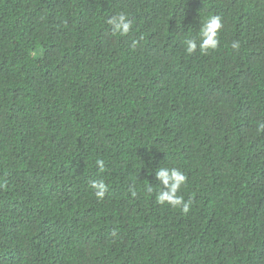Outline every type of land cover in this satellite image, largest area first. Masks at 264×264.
<instances>
[{"label": "trees", "instance_id": "1", "mask_svg": "<svg viewBox=\"0 0 264 264\" xmlns=\"http://www.w3.org/2000/svg\"><path fill=\"white\" fill-rule=\"evenodd\" d=\"M208 15L218 48L187 54ZM260 123L264 0H0V264H264Z\"/></svg>", "mask_w": 264, "mask_h": 264}, {"label": "clouds", "instance_id": "2", "mask_svg": "<svg viewBox=\"0 0 264 264\" xmlns=\"http://www.w3.org/2000/svg\"><path fill=\"white\" fill-rule=\"evenodd\" d=\"M111 26L113 35H127L132 30V21L124 12L113 15L107 20ZM224 24L219 15H208L200 24L199 31L196 35H185L182 43L187 54H195L197 50L201 53H207L210 50H216L219 46V34L223 29ZM138 41L132 42V47L135 48ZM239 41H233L231 47L234 50L240 48ZM259 130L264 131V123H260ZM96 165L101 172L104 171L105 164L103 160H96ZM155 177L159 181V186L156 187L155 199L160 205L167 204L168 206L180 209L187 214L190 211L192 200H185L181 194L182 186L187 181L186 174L177 167L161 166L155 171ZM98 199H102L108 191V186L104 180H94L90 185ZM153 187L149 186L147 191L153 192ZM133 196L136 195L135 187L130 189ZM115 234V233H114Z\"/></svg>", "mask_w": 264, "mask_h": 264}]
</instances>
